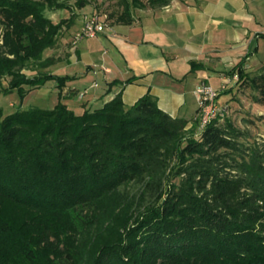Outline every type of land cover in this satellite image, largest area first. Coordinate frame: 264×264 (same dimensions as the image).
<instances>
[{
  "label": "trees",
  "instance_id": "trees-1",
  "mask_svg": "<svg viewBox=\"0 0 264 264\" xmlns=\"http://www.w3.org/2000/svg\"><path fill=\"white\" fill-rule=\"evenodd\" d=\"M171 1L116 0L103 19L129 25L133 9ZM94 2L0 0L2 90H59L52 108L0 107V264H264V149L240 148L246 133L218 100L230 89L201 128L199 107L172 117L149 92L75 112L61 94L70 76L22 71ZM47 7L68 16L54 21ZM244 64L227 75L264 100V64L252 75Z\"/></svg>",
  "mask_w": 264,
  "mask_h": 264
},
{
  "label": "crops",
  "instance_id": "crops-1",
  "mask_svg": "<svg viewBox=\"0 0 264 264\" xmlns=\"http://www.w3.org/2000/svg\"><path fill=\"white\" fill-rule=\"evenodd\" d=\"M133 15L129 25L110 24L73 44L84 19L78 13L48 48L66 71L61 75L71 77L61 91L68 106L82 112L120 93L129 107L149 92L170 116L191 119L200 81L227 80L232 66L242 60L247 66L264 45V0H172Z\"/></svg>",
  "mask_w": 264,
  "mask_h": 264
},
{
  "label": "rangeland",
  "instance_id": "rangeland-1",
  "mask_svg": "<svg viewBox=\"0 0 264 264\" xmlns=\"http://www.w3.org/2000/svg\"><path fill=\"white\" fill-rule=\"evenodd\" d=\"M118 10L119 7L116 4V0H95L94 3L87 4L81 8L79 15H82L84 18L85 16L97 13L101 18H104ZM43 13L54 21L68 16L67 10L63 8L49 9L47 7ZM110 22V19L107 18L105 25L109 26ZM93 39V37H86L80 41L84 43ZM48 58L50 59L49 62H47ZM262 64H264V45L261 44L259 53L255 59L250 60L247 66H245V71L252 75L258 71ZM22 71L28 76H33L37 73H57L61 75L66 72L64 67L60 68V65L57 64L55 52L50 53L48 48L44 50L40 61L26 64ZM7 81V78L2 79L0 85V107L3 109L4 115L17 109H28L30 107L52 108L58 101L59 90L56 86H53V80H49L43 86L29 88L28 93L23 97L17 89L2 90L3 87L7 86ZM213 87L218 92L230 89V92L219 95L218 100L222 107H224V117L228 118L234 126L246 133L245 136L239 138L240 148L244 152L248 151V148L254 147L264 149V100H261L259 91L244 82H240L236 76L220 81L217 85H213ZM26 88L28 89L27 86ZM79 96L80 93L78 92L74 98L76 99ZM62 100L63 102H67L70 99L62 98ZM69 107L75 112H81V109L78 107H74L73 105ZM179 179L180 177H172V181L176 183L179 182ZM131 185L128 186V189L134 192L137 187Z\"/></svg>",
  "mask_w": 264,
  "mask_h": 264
},
{
  "label": "built area",
  "instance_id": "built-area-1",
  "mask_svg": "<svg viewBox=\"0 0 264 264\" xmlns=\"http://www.w3.org/2000/svg\"><path fill=\"white\" fill-rule=\"evenodd\" d=\"M106 25L104 19L97 13L85 16L81 27L74 33L71 42L76 44L79 40L95 36L104 31ZM199 102L200 121L199 127L217 116L222 110L217 100L218 91L211 84L202 80L195 89Z\"/></svg>",
  "mask_w": 264,
  "mask_h": 264
}]
</instances>
